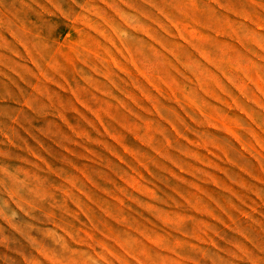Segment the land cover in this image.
Masks as SVG:
<instances>
[{
	"label": "rangeland",
	"instance_id": "1",
	"mask_svg": "<svg viewBox=\"0 0 264 264\" xmlns=\"http://www.w3.org/2000/svg\"><path fill=\"white\" fill-rule=\"evenodd\" d=\"M0 264H264V0H0Z\"/></svg>",
	"mask_w": 264,
	"mask_h": 264
}]
</instances>
